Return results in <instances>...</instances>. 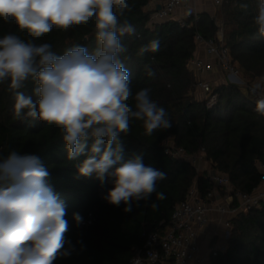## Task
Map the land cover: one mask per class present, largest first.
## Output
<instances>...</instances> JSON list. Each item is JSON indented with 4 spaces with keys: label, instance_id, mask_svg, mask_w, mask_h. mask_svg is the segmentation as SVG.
<instances>
[{
    "label": "trees",
    "instance_id": "obj_1",
    "mask_svg": "<svg viewBox=\"0 0 264 264\" xmlns=\"http://www.w3.org/2000/svg\"><path fill=\"white\" fill-rule=\"evenodd\" d=\"M155 1L163 0H129L132 11L121 19H128L135 34L122 38L127 51L121 59L131 72L133 92L150 88L152 99L167 110L173 126L146 136L141 124L133 122L131 134L122 136V143L125 160L140 155L145 164L167 174L157 184V192L166 199L157 200L153 193L147 201H134L131 212L124 211L123 203L119 207L109 204L102 197L113 187L111 180L101 184L95 175L79 176L76 164L86 157L67 159L56 126L40 121L30 126L27 121L15 120L13 96L6 84L0 85V158L11 152L39 156L49 169L54 191L67 205L66 237L75 251L54 264H130L144 243V232L164 231L174 206L186 198L194 184L200 197L213 189L207 170L198 172L189 162L165 152L168 137L187 154L203 151L211 171L228 177L234 191L250 194L262 183L258 164L264 159V117L255 112L256 102L247 90L233 84L213 85V93L219 97L214 108H208L195 95L196 77L189 62L198 46L196 35L206 40L215 37L216 21L203 12L196 22L188 21L189 27H181L174 20L150 25L153 11L145 8ZM245 3L248 8L241 9ZM257 3L223 0L215 17L223 21V39L233 65L247 83L259 84L264 90V38L258 36L253 20ZM9 33L28 38L14 22L6 24L0 18V37ZM156 38L161 42L159 52L138 54L142 46ZM36 43H50L57 54L76 44L86 45L91 52L96 47L94 23L74 25L67 31L54 27ZM146 65L155 71L154 78L147 76ZM32 87L28 82L24 91L30 94ZM154 202L157 209L149 206ZM73 213L83 217L79 226ZM231 222L226 250L213 257L210 264H264V206L239 212Z\"/></svg>",
    "mask_w": 264,
    "mask_h": 264
},
{
    "label": "clouds",
    "instance_id": "obj_2",
    "mask_svg": "<svg viewBox=\"0 0 264 264\" xmlns=\"http://www.w3.org/2000/svg\"><path fill=\"white\" fill-rule=\"evenodd\" d=\"M131 11L129 0H0L3 22H14L28 37H0V85L6 84L13 96L14 119L56 126L67 159L86 157L76 164L79 176L95 175L101 184L111 180L113 187L102 198L115 207L123 203L125 212L153 193L157 200L166 199L157 184L167 174L145 164L140 155L125 160L122 136L131 134L133 122L141 124L146 136L173 126L150 88L133 92L131 72L121 59L127 51L122 38L135 34L128 19H121ZM253 20L264 38V0H258ZM90 21L96 40L91 52L76 44L57 54L50 43H36L54 27L67 31ZM160 47L156 38L138 54L156 53ZM145 68L154 78L155 71ZM28 82L33 84L30 94L24 91ZM259 88L257 84L251 91ZM254 110L264 117V97ZM149 206L158 208L155 202ZM66 216L67 205L39 156L11 152L0 158V264H54L70 257L75 247L66 237ZM73 219L77 226L83 223L79 213Z\"/></svg>",
    "mask_w": 264,
    "mask_h": 264
},
{
    "label": "built area",
    "instance_id": "obj_3",
    "mask_svg": "<svg viewBox=\"0 0 264 264\" xmlns=\"http://www.w3.org/2000/svg\"><path fill=\"white\" fill-rule=\"evenodd\" d=\"M213 5L220 7L223 0H211ZM160 9H154L151 14L150 25L178 21L181 27H189L188 21H197L199 12L196 0H163L159 1ZM218 30L215 37L204 39L196 35L197 45H203L210 62L194 57L189 62V69L196 77L195 95L197 99L205 101L208 108L218 104L219 97L213 93V84L205 77L211 76L216 70L224 76V84L244 87L253 100L264 97V90L260 87L254 94L251 90L256 85L247 83L240 71L233 65L229 49L223 39V21L212 15ZM165 152L172 157L185 160L193 165L198 172L203 162V151L187 154L183 148L177 147L172 137L166 140ZM205 162V161H204ZM263 175L264 159L258 164ZM208 178L213 189L204 197H200L198 187L194 184L188 191L186 198L173 208L169 224L164 231L144 232V243L130 260V264H210L211 259L219 252L226 250L227 244L219 246H202L201 233L213 221V213L218 215L217 223L224 228L223 237L227 241L232 228V218L239 212L264 206V189L256 188L247 194L234 191L228 177L218 172L210 171ZM237 203V206H234Z\"/></svg>",
    "mask_w": 264,
    "mask_h": 264
},
{
    "label": "crops",
    "instance_id": "obj_4",
    "mask_svg": "<svg viewBox=\"0 0 264 264\" xmlns=\"http://www.w3.org/2000/svg\"><path fill=\"white\" fill-rule=\"evenodd\" d=\"M202 0H196L197 2V8L199 10V12L203 13H209L211 14V7H207V3H204L203 5H201ZM159 6V2L155 1L150 3L145 10L148 11H153L154 9H156ZM201 8V9H200ZM194 57H198L210 62H215L214 59L212 57H208L205 53V48L203 45H198L196 52H195V56ZM217 72L215 74H213V76L211 75V79L210 81L212 82L213 85H219V84H223L224 83V76L223 74L220 72L218 73V70H216ZM208 164V163H207ZM208 166L210 167V165L208 164ZM210 169V168H209ZM209 169L207 168V171H209ZM260 189H264V181L261 183ZM213 217V221L210 223V225L201 233L200 235V241L202 243L203 247H207V246H219L222 244H227V241L224 239L223 237V233H224V228L222 225H219L217 223V219H218V215L213 213L212 215Z\"/></svg>",
    "mask_w": 264,
    "mask_h": 264
},
{
    "label": "rangeland",
    "instance_id": "obj_5",
    "mask_svg": "<svg viewBox=\"0 0 264 264\" xmlns=\"http://www.w3.org/2000/svg\"><path fill=\"white\" fill-rule=\"evenodd\" d=\"M204 3H207V7H211V15H217V9H218V7H216V6H214L213 5V3H212V1L211 0H202L201 1V5H203ZM201 9V8H200ZM220 19V18H219ZM217 71H215L214 72V74L216 73ZM221 72V71H220ZM219 72V70H218V73H220ZM212 76H213V74H212ZM205 79L206 80H209L210 81V79H211V76H208V77H205ZM211 82V81H210ZM207 168L209 169L210 167L208 166V164L206 163V162H204V160H203V162L201 163V165H200V167H199V170H200V172H202V171H204V170H207ZM211 169H209V171H210Z\"/></svg>",
    "mask_w": 264,
    "mask_h": 264
},
{
    "label": "water",
    "instance_id": "obj_6",
    "mask_svg": "<svg viewBox=\"0 0 264 264\" xmlns=\"http://www.w3.org/2000/svg\"><path fill=\"white\" fill-rule=\"evenodd\" d=\"M157 9H160V5L157 7Z\"/></svg>",
    "mask_w": 264,
    "mask_h": 264
}]
</instances>
